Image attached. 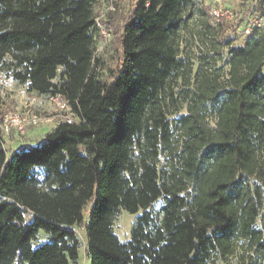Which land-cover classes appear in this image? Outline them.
<instances>
[{"label":"trees","instance_id":"obj_1","mask_svg":"<svg viewBox=\"0 0 264 264\" xmlns=\"http://www.w3.org/2000/svg\"><path fill=\"white\" fill-rule=\"evenodd\" d=\"M131 1L106 83L97 0H0V71L28 93L61 96L74 115L9 156L0 138V264H75L77 228L89 264H209L237 240L264 261V8L262 27L228 49L224 84L196 73L174 153L162 101L183 69L194 0ZM207 101L212 129L198 115ZM162 152L171 158L159 167ZM122 210L141 212L125 243L113 232Z\"/></svg>","mask_w":264,"mask_h":264},{"label":"rangeland","instance_id":"obj_2","mask_svg":"<svg viewBox=\"0 0 264 264\" xmlns=\"http://www.w3.org/2000/svg\"><path fill=\"white\" fill-rule=\"evenodd\" d=\"M215 6L231 11L236 17L235 26L243 27L248 22L261 17L259 7L264 8V0H220L219 4L214 0L193 1V6L189 9L190 18L187 19L179 34L182 75L180 72L176 74L162 101V113L169 124L170 141L174 153L184 135V125L181 120L190 115L188 108L192 104L191 98L195 92L196 73L202 70L206 72L210 80L216 78L218 84H224L228 72V49L230 46H238L243 40L242 34L235 31L236 27H230L228 24L216 25L210 18L209 10ZM131 8V0H117L113 5L109 0L96 2L95 13L99 28L98 32H94L95 57L99 60L96 72L103 82L111 81V74L119 65L120 25L129 15ZM201 57H204V61L200 60ZM0 103L1 110L6 112L29 106L33 113L50 118L48 123L38 127L25 126L23 134L11 133V142L5 146L7 156L26 146L38 145L57 124V119L54 117L56 107L49 101L48 96L28 93L25 86L11 81L3 71H0ZM199 109V117H202L204 124L212 129L215 123L213 105L207 101L199 106ZM170 158L169 154L162 152L158 166L169 165ZM161 207L162 202L159 201L149 210L154 218H160ZM140 214L141 212L131 215L123 210L118 213L113 223V232L120 242L125 243L129 240L135 219ZM76 235L79 240V252L75 264H89L85 254L84 233L77 228ZM44 241L45 236L40 233L34 244ZM250 254L253 253L249 251L246 242L237 240L233 255L227 257L214 255L209 264H263L264 261L260 258L249 259Z\"/></svg>","mask_w":264,"mask_h":264},{"label":"built area","instance_id":"obj_3","mask_svg":"<svg viewBox=\"0 0 264 264\" xmlns=\"http://www.w3.org/2000/svg\"><path fill=\"white\" fill-rule=\"evenodd\" d=\"M111 5H113L117 0H109ZM219 4L220 0H214ZM210 18L216 23V25L223 26V24H231L235 22V15L229 10H223L221 6H215L209 10ZM263 25V19L257 18L254 21L248 22L243 27L235 26V31L240 32L242 36H246L250 33L251 28L257 27L261 28ZM49 101L53 103L56 107V113L54 117L58 122H65L66 124L74 123V115L71 114L69 107L66 102L61 98V96H50ZM29 107V106H28ZM24 106L21 110H15L5 113L2 117L0 116V138L2 141V147L5 149L6 144L11 142V133L23 134L25 126L38 127L44 123H48L49 119L44 116L41 117L36 113H33L32 109Z\"/></svg>","mask_w":264,"mask_h":264}]
</instances>
